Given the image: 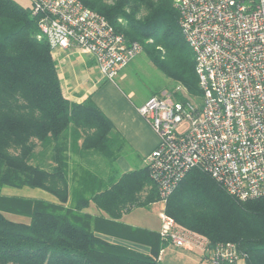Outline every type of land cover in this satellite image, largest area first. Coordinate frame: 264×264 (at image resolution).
<instances>
[{"label":"trees","instance_id":"trees-1","mask_svg":"<svg viewBox=\"0 0 264 264\" xmlns=\"http://www.w3.org/2000/svg\"><path fill=\"white\" fill-rule=\"evenodd\" d=\"M78 1L128 44L141 46L172 82L166 92L180 85L176 100L200 96L177 0ZM38 33L31 6L0 0V264H161L168 243L158 232L119 221L134 208L162 203L150 169L145 162L125 173L114 169L122 143L111 121L90 96L82 102L65 97L55 53ZM95 157L108 163L107 172ZM4 188L38 190L48 198L7 195ZM91 204L99 216L86 211ZM163 207L207 247L231 243L239 263L264 264V197L239 201L194 167Z\"/></svg>","mask_w":264,"mask_h":264},{"label":"built area","instance_id":"built-area-1","mask_svg":"<svg viewBox=\"0 0 264 264\" xmlns=\"http://www.w3.org/2000/svg\"><path fill=\"white\" fill-rule=\"evenodd\" d=\"M38 38L51 51L89 56L110 82L141 50L78 0H30ZM180 26L195 61L200 96L163 92L136 108L158 139L145 164L162 203L186 173L199 167L231 197H264V0H177ZM159 237L207 252L209 264H239L231 243L206 240L159 214Z\"/></svg>","mask_w":264,"mask_h":264},{"label":"crops","instance_id":"crops-1","mask_svg":"<svg viewBox=\"0 0 264 264\" xmlns=\"http://www.w3.org/2000/svg\"><path fill=\"white\" fill-rule=\"evenodd\" d=\"M54 58L56 59V62L58 64V75L61 80L63 94L65 95V97L71 101L82 102L90 96L99 110L102 111V113L111 121L114 127L115 136L122 143V150L118 155L116 161L113 163L114 169H116L118 173H125L142 168L144 166L145 157L157 147L158 139L150 129L149 125L145 122V120L138 115L136 111L137 106L132 104V107H129L124 100H121V98H119L122 101L121 104L116 103L114 105L112 103L113 100L110 97V93L115 89L113 87L114 83H109L101 77L94 64V61L89 56L80 54L75 51H57L54 55ZM124 68H122L118 72V76L121 81ZM114 94H117V92ZM117 96L119 95L117 94ZM107 97L108 99L110 97L109 103L106 101ZM146 130H148V132H151V137L147 139H140V134L142 133V131L145 132ZM95 160L102 165L103 169L106 172L108 171V163L105 160H101L99 157H95ZM5 191L6 190L4 189L2 190V192L7 195H14L12 194L13 191ZM29 192L33 193L30 194L28 192H24V195L20 196H42L39 198H48L46 194L40 193L38 192V190H30ZM156 204L157 203L152 204L146 208H150ZM141 208L144 207L132 209L130 212L122 215L119 221L130 227L143 228L152 232H158L159 229L140 225L135 221L134 218H131V216L129 217V215H131L134 210ZM86 211L93 216H99L101 214L94 204H91L86 209ZM104 237L111 242L122 243L143 253L149 252V249L147 247L130 244L113 237ZM167 246H171V244L168 243L166 247ZM179 249V255L189 257L190 251L182 248ZM163 250L159 253L158 256L159 262L161 264H163L161 260ZM189 258L191 260V257ZM194 262L201 264L200 261Z\"/></svg>","mask_w":264,"mask_h":264},{"label":"rangeland","instance_id":"rangeland-1","mask_svg":"<svg viewBox=\"0 0 264 264\" xmlns=\"http://www.w3.org/2000/svg\"><path fill=\"white\" fill-rule=\"evenodd\" d=\"M16 4L20 5L24 8H29L31 6L30 0H13ZM82 54V53H80ZM85 55V54H84ZM111 83L110 81L106 80ZM114 91H111L110 97L113 100V104L116 103L121 104V100H124L127 106L132 107L136 105L137 107L144 104L148 99L153 96L161 95L163 92L169 91V89L173 86L172 82L167 79L162 73H160L147 59L145 53L140 52L127 64L124 68L122 81L119 79L117 75L113 81ZM180 85H176L174 88ZM120 96H117V94ZM121 93V94H120ZM109 97V99H110ZM121 98V100L119 99ZM107 97V102L110 100ZM194 99V98H193ZM151 132L146 130L142 131L140 134V139L150 138ZM141 144V143H140ZM7 192L10 191L14 195H24L25 193H30L29 188H23L22 190L4 188ZM27 190V191H24ZM5 191V192H6ZM37 191V190H35ZM23 192V193H22ZM40 193L45 194L44 192L38 191ZM33 193V192H31ZM30 193V194H31ZM36 196V195H34ZM48 196V195H47ZM42 197V196H37ZM46 199V198H44ZM163 203H157L150 208H141L134 210L131 215V218H134L136 222L140 225H144L151 228L160 229V221L159 214L163 212ZM8 218L19 221H26V219L17 216L7 215ZM128 217V218H129ZM180 249L175 245L171 244V246H167L163 250V254L161 256V260L163 264H198L194 261H200L201 264H209V262L205 259L207 252H204L200 248H193L190 251L189 257L181 256L178 254Z\"/></svg>","mask_w":264,"mask_h":264}]
</instances>
